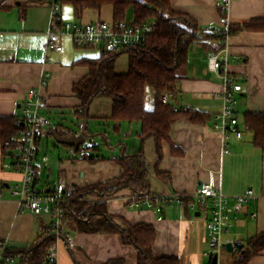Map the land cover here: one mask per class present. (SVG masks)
<instances>
[{
	"label": "crops",
	"instance_id": "1",
	"mask_svg": "<svg viewBox=\"0 0 264 264\" xmlns=\"http://www.w3.org/2000/svg\"><path fill=\"white\" fill-rule=\"evenodd\" d=\"M48 3V0H0V118L22 121L29 91L39 89L42 114L52 124L37 138L36 189L43 192L40 186L47 168L58 188L67 192L74 189V194L86 190L83 201L87 203L104 200L108 213L120 227L139 224L154 227L155 258H176L180 264H213V258L205 255L209 251V205L199 204L189 210L177 204L161 210L146 204L131 207L130 200L136 195L131 189H121L109 197L87 191L120 178L122 167L118 160L136 156L141 149L148 183L145 194L181 193L199 203L196 193L206 183L231 198L230 226L222 239L224 245L232 243L234 247L231 253L225 248L221 250L218 264H235L240 250L235 245L245 246L250 239L264 234V148L254 145L253 133L243 122L247 113H264V30L242 31L226 38L221 46L208 42V46L219 48L218 51L198 42L190 46L177 95L165 104L176 110L201 112L210 119L202 124L181 116L169 138L159 146L152 138L141 140V122L115 120L109 98L94 99L83 112L74 87L90 74V63L101 60L103 50L77 47L66 37L61 40L63 51L46 52L47 34L53 28ZM170 3L174 12L192 18L203 32H209L211 27L225 31L231 25L264 20V0H230L227 7L223 0H170ZM72 9L74 23L114 21L112 6L101 11L86 10L81 19ZM61 17L62 24L69 18V11L64 12L63 7ZM133 19L130 11L126 22L133 23ZM151 21L154 19L146 23ZM128 52L117 53L120 55L116 61L117 74L128 73ZM211 54H220L224 62L221 73L242 85V90L234 93L241 140L233 137L226 140L214 127L215 115L222 109L224 82L209 70ZM46 75L48 81L43 86ZM146 107L151 108L152 102H147ZM53 133L63 137L85 136L86 142L78 150L64 145L53 148L57 145ZM17 161L16 148L5 153L0 143V186L4 195L0 201V240H6L14 253L34 248L54 230L52 219L22 212L12 197L10 188L23 177ZM57 187L49 186L46 191ZM248 189L254 191L255 199L240 205L236 198ZM63 226L72 244L67 240L56 242L51 251L57 264H139L137 249L127 244L120 233H83L74 216ZM13 264H24L22 257L16 255ZM248 264H264V251L252 256Z\"/></svg>",
	"mask_w": 264,
	"mask_h": 264
},
{
	"label": "trees",
	"instance_id": "2",
	"mask_svg": "<svg viewBox=\"0 0 264 264\" xmlns=\"http://www.w3.org/2000/svg\"><path fill=\"white\" fill-rule=\"evenodd\" d=\"M62 7L71 5L75 15L81 19L86 10L101 11L105 6L114 8V21L125 22L130 11L133 12V24L142 25L154 19L156 25L145 48L129 49V71L116 73V61L120 56L116 52L103 50L99 62H91V72L74 91L82 102L83 112L98 97L109 98L113 102V118L120 121H139L142 129L140 138L144 142L154 139L160 146L169 138L174 123L186 116L193 123H206L207 114L193 110H176L163 102V97L177 95L178 81L183 79L182 70L188 59L189 48L198 42L211 50L219 48L208 46V42L223 44L227 36L224 31L203 32L189 16L173 11L170 0H60ZM264 30V20L249 24L230 26L229 36L242 31ZM152 92V107L147 108V91ZM244 126L253 133V143L264 148V113H247ZM23 129V122L14 118H0V143L5 153L16 148V137ZM94 160L93 158H89ZM122 167L121 177L106 185L93 186L87 191L109 197L121 189H131L136 195L147 193L145 160L143 151L133 157L118 160ZM86 190L72 194V204L68 207L71 218L76 220L79 230L87 234L120 233L124 241L138 251L139 264H180L176 258L157 259L153 255L156 239L154 227L139 224L120 227L106 208L105 201L87 203L83 201ZM105 199V198H102ZM186 201L185 208L189 210ZM74 206V207H73ZM72 215V216H71ZM56 238L49 233L30 250L13 252L20 255L24 264H52L55 260L51 249ZM264 251V234L250 239L237 251L235 264H248L252 256Z\"/></svg>",
	"mask_w": 264,
	"mask_h": 264
},
{
	"label": "built area",
	"instance_id": "3",
	"mask_svg": "<svg viewBox=\"0 0 264 264\" xmlns=\"http://www.w3.org/2000/svg\"><path fill=\"white\" fill-rule=\"evenodd\" d=\"M52 17L53 28L48 32L45 43L46 52H61L63 46L61 40L68 37L75 46L80 48H98L105 51L112 50L116 53L128 51L129 49L145 48L148 39L153 33L156 21H151L142 25H134L128 22L99 21L93 23H64L62 24L60 0H48ZM226 7L230 0H223ZM59 26V27H58ZM217 30L211 27L210 31ZM225 34L229 37V28ZM209 70L218 74L224 82V90L221 94L223 99L221 111L215 115V129L224 135V139L231 137L241 140L242 132L239 130L238 112L236 109L235 92L242 90V85L229 76L222 74L224 66L220 54H211L209 57ZM48 75L44 76L42 85H46ZM39 89L29 91L23 108V129L17 139L16 151L18 153V167L22 173V180L10 188L12 197L18 203L22 212H30L35 216H50L53 219V229L56 242L63 240L71 245L72 239L66 233L63 223L71 219L68 207L72 204V194L62 187L54 191L40 192L36 189L37 171L36 159L38 155L37 138L47 128H51V122L42 114L43 100ZM169 95L163 97V102L168 103ZM196 203L194 198L187 194L153 195L141 194L131 198V207H139L146 204L148 207H156L161 210L166 205L177 204L185 206L186 201L189 208L195 209L201 206H210L211 218L207 223L209 251L206 256L213 258L224 248L223 234L228 230L231 221L230 205L231 198L222 191L216 189L211 184H201L196 193ZM255 199V193L248 189L243 195L238 196L236 201L241 205ZM4 200L2 187L0 186V201ZM256 217V214L253 216ZM14 254L6 240H0V264H13ZM52 264H57L56 260Z\"/></svg>",
	"mask_w": 264,
	"mask_h": 264
},
{
	"label": "water",
	"instance_id": "4",
	"mask_svg": "<svg viewBox=\"0 0 264 264\" xmlns=\"http://www.w3.org/2000/svg\"><path fill=\"white\" fill-rule=\"evenodd\" d=\"M63 132H66V130L63 129ZM53 138H54L55 142L57 143V145L54 146L53 148H59L58 146L64 145V146L75 147L76 150H78L80 148V146L86 142L85 136L63 137V136H60V134H58V133H53ZM196 215L200 216V213H197ZM235 246L237 247V249H241L243 247L242 245H239V244H236ZM233 247H234V245L232 243H227L224 245V248L229 253H231L233 251ZM218 260H219V255L215 254V256L213 257L212 263L218 264Z\"/></svg>",
	"mask_w": 264,
	"mask_h": 264
},
{
	"label": "rangeland",
	"instance_id": "5",
	"mask_svg": "<svg viewBox=\"0 0 264 264\" xmlns=\"http://www.w3.org/2000/svg\"><path fill=\"white\" fill-rule=\"evenodd\" d=\"M73 7L69 6V5H64L63 6V10L65 12V10L69 11V18L67 20V22H65L66 24L67 23H74L75 21V18L73 16ZM152 92L150 90L147 91V99H148V102H151V99H152ZM100 143V141H99ZM37 161V160H36ZM46 167V166H45ZM47 184H49V186L52 187V189H54L55 187H57L59 184H57V182H53V179L49 177V172H48V169L45 168L44 169V175H43V178H42V184L40 186V189L41 191L45 192L46 191V188L49 187L47 186ZM56 185V186H55ZM58 188V187H57ZM48 218L52 219V217L48 216ZM53 220V219H52ZM64 224V223H63Z\"/></svg>",
	"mask_w": 264,
	"mask_h": 264
}]
</instances>
